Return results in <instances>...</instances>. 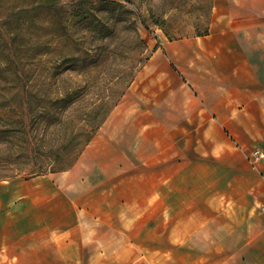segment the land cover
<instances>
[{
    "label": "crops",
    "instance_id": "obj_1",
    "mask_svg": "<svg viewBox=\"0 0 264 264\" xmlns=\"http://www.w3.org/2000/svg\"><path fill=\"white\" fill-rule=\"evenodd\" d=\"M168 41L115 135L0 181V264H264V0Z\"/></svg>",
    "mask_w": 264,
    "mask_h": 264
},
{
    "label": "rangeland",
    "instance_id": "obj_2",
    "mask_svg": "<svg viewBox=\"0 0 264 264\" xmlns=\"http://www.w3.org/2000/svg\"><path fill=\"white\" fill-rule=\"evenodd\" d=\"M130 1L106 24L109 7L79 0H0V181L69 170L113 138L154 52L209 29L214 4Z\"/></svg>",
    "mask_w": 264,
    "mask_h": 264
},
{
    "label": "trees",
    "instance_id": "obj_3",
    "mask_svg": "<svg viewBox=\"0 0 264 264\" xmlns=\"http://www.w3.org/2000/svg\"><path fill=\"white\" fill-rule=\"evenodd\" d=\"M83 3H86V4H90L92 6H89V9L90 10H94V9H97V8H103V7H109L111 9V12L114 14L112 15V13L108 16H105V17H102L98 20L99 23H106V24H109L111 22H116V21H127V20H121V19H118L116 14L118 15H131L133 13V10L132 9H129L127 7V4L124 2V1H127L128 3H131L130 0H98V1H94V0H79ZM103 5V6H102ZM74 16L75 17H80V16H83L82 14V8L81 7H76L75 11H74ZM138 15V19H139V22L143 25V26H148L147 25V20L145 18H143L139 13L137 14ZM100 17V16H98ZM132 24L135 23L133 21H130ZM158 22V21H157ZM99 26V25H98ZM97 26V27H98ZM137 30V28L135 29ZM209 32V29H207L205 32L203 33H199V35H204V34H208ZM168 35V33H167Z\"/></svg>",
    "mask_w": 264,
    "mask_h": 264
}]
</instances>
